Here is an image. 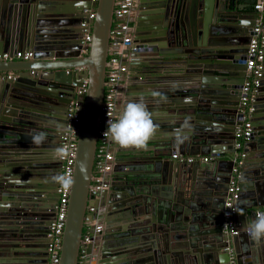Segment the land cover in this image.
<instances>
[{
    "label": "water",
    "instance_id": "obj_1",
    "mask_svg": "<svg viewBox=\"0 0 264 264\" xmlns=\"http://www.w3.org/2000/svg\"><path fill=\"white\" fill-rule=\"evenodd\" d=\"M238 1L135 0L125 58L135 78L124 89L123 107L143 97L157 131L141 150L115 144L113 178L128 180H113L95 201L96 207L107 193L115 196L97 248L81 241L91 219L88 192L116 0H0V54L10 55L0 61V264L43 261L58 198L50 162L72 101L80 121L59 264H78L83 248L89 264L95 250L115 264H264V240L254 242L246 229L236 236L223 230L247 46L256 25L264 31V0L253 12L251 2ZM82 22L91 26L89 43ZM17 52L32 58L15 60ZM250 108L236 205L248 224L264 212V59ZM39 132L47 138L37 145L32 136ZM175 152L210 160L169 159Z\"/></svg>",
    "mask_w": 264,
    "mask_h": 264
},
{
    "label": "built area",
    "instance_id": "obj_2",
    "mask_svg": "<svg viewBox=\"0 0 264 264\" xmlns=\"http://www.w3.org/2000/svg\"><path fill=\"white\" fill-rule=\"evenodd\" d=\"M135 7V0H116L113 10V22L110 30L109 39V56L106 67L105 78V93L101 114L100 129L98 131V141L94 159V172L91 181V186L88 192V199L92 202L87 208V213L93 217L87 222L85 226V233L81 245L86 247L95 241L103 230V226L97 224L96 218L97 207L94 206L95 201L99 195L109 188L107 177L110 176L115 164L114 152L112 149L111 138L104 136L107 131L108 121H114L119 117L117 112L118 98L122 93L121 78L127 74L128 67L125 61L127 58L126 52L130 50L132 41V26L130 23L131 14ZM255 10L262 9L261 3L254 6ZM95 17L93 10L89 11L88 19L92 20ZM81 27L84 29L83 43L91 41V26L88 22H82ZM254 35L252 36L247 46V61L246 73L247 77L241 89L240 97V113L242 121L235 128V156L234 166L232 169V176L230 179L227 195L224 202V222L223 227L230 231L232 235L238 232L235 228L231 218L237 214V201L240 195V167L243 164L245 153L243 152V145L249 140L252 134V125L248 121L250 117V102L253 100L255 89L259 85L260 78L263 73V59H264V31L261 25H256L254 28ZM32 58V53L17 52L15 59L28 61ZM128 59V58H127ZM10 60L9 53L0 54V61ZM85 92V85L79 89L77 94L83 95ZM80 108L77 106L76 101H72L69 105L67 117L69 119L67 128L61 137L60 147L66 146L69 149L70 155L64 159H59L60 174L68 175L73 180L74 166L76 160V141L79 131L80 121ZM171 159L177 160L182 163L192 164L196 161L208 163L210 157L207 156H182L180 154H172ZM70 190H63L56 184L55 193L57 194L56 202V217L51 223L49 228L47 254L48 264H59L60 262V249L62 244V235L65 226L67 215V207L70 196ZM86 249L80 250L79 263L87 264L86 262Z\"/></svg>",
    "mask_w": 264,
    "mask_h": 264
},
{
    "label": "clouds",
    "instance_id": "obj_3",
    "mask_svg": "<svg viewBox=\"0 0 264 264\" xmlns=\"http://www.w3.org/2000/svg\"><path fill=\"white\" fill-rule=\"evenodd\" d=\"M156 131L157 125L154 123L153 114L148 110L143 97H141L138 101L128 102L121 115L116 120L108 121L107 131H105L104 136L110 137L112 142L120 148H135L141 150L147 147L148 142ZM46 138L47 134L44 132L35 133L32 136V142L39 145L42 144ZM177 142H182L179 137H177ZM69 155L70 152L66 146L57 147L54 150V156L56 158L64 159ZM51 180L65 191L69 190L73 184L72 178L65 174L55 175L51 177ZM91 219H93L92 216ZM85 231L84 228L83 236ZM246 231L250 239L254 242L260 243L264 240V212L256 214V218L252 220L251 223L247 224Z\"/></svg>",
    "mask_w": 264,
    "mask_h": 264
},
{
    "label": "crops",
    "instance_id": "obj_4",
    "mask_svg": "<svg viewBox=\"0 0 264 264\" xmlns=\"http://www.w3.org/2000/svg\"><path fill=\"white\" fill-rule=\"evenodd\" d=\"M247 3V1H243V0H240V1H238V4L239 5H243V4H246ZM257 3H261L260 2V0H255V2H253V3H251L252 5H253V9H248V11L249 12H253V11H256L255 10V8H254V6L257 4ZM131 20H132V18H131ZM132 38H133V35H132ZM82 53H84V52H82ZM15 60H18V59H15ZM22 61H25V60H22ZM29 61V60H28ZM2 62H4V61H2ZM6 62V61H5ZM128 67V66H127ZM136 69H138L137 68V66L134 68V70H136ZM137 72V71H136ZM138 73V72H137ZM132 74V77H133V75H135V71H130V68L128 67V72H127V74H125L122 78H121V84H122V87H123V89H122V93H121V95L119 96V98H118V102H117V112H118V114H119V116L121 115V113H122V111H123V109H124V103L126 102V100H127V97L125 96V92H124V89H125V87L127 86V85H129V84H131L132 82H130L129 81V79L131 78V75ZM135 77H133V79H134ZM77 92H78V89H76L75 90V93L77 94ZM164 134H162V133H158V134H156L155 135V137H160V136H163ZM111 143H112V149H113V152L115 153L116 152V147H115V143L113 144V142H112V140H111ZM147 145H150L149 143L147 144ZM176 154H178L177 152H175ZM174 153V154H175ZM207 157H210V156H207ZM54 159H57V158H54ZM169 159H171V155H170V158ZM124 168V167H123ZM128 171V170H127ZM120 173L122 174V173H124V172H122V171H120ZM113 180H115V182H121V181H126V180H128L127 178H125L124 180H123V178H122V176H118V177H116V179H114L113 178V171L111 172V174H110V176H108L107 177V181L109 182V187L111 186L110 184L113 182ZM130 180H132V179H130ZM109 189V188H108ZM108 189H107V191H108ZM106 191V190H105ZM54 192V191H53ZM104 192V191H103ZM113 194H115V193H113ZM118 194H121V193H118ZM123 194H125L126 195V197H129V195L126 193V192H124ZM113 198H115V196H110L108 193L104 196V198L102 199V201H101V203H102V205H99V204H97V213H95V215H97V218H96V222H97V224H100V225H102L103 226V228H104V226H105V221H106V214H107V212L109 211V203L108 202H111V200L113 201ZM132 199V198H131ZM121 200L122 199H120L118 196H117V202L118 203H120L121 202ZM98 201V199L96 200V202ZM96 202H95V204H96ZM245 202H248L249 203V200H247V199H245V200H243V201H241V203H245ZM258 209V211H261V209L260 208H257ZM246 219V218H245ZM245 219H243L242 218V216L241 215H238V213L236 214V215H234L232 218H231V221H233V223H234V225H235V228H236V230H237V232L239 233V231L240 232H244V230L246 229V226H247V219L245 220ZM114 222H116V221H113V223ZM224 228V227H223ZM224 230V232L225 233H227V234H229L230 233V231L229 230H227V229H223ZM238 233L236 234V235H238ZM103 235H104V232L102 231L101 233H100V235L98 236V237H96V239H95V241H93V243H95L98 247L97 248H99L100 246H101V244H103V242L104 241H102V237H103ZM172 238V237H171ZM207 242V241H206ZM207 244H208V242H207ZM209 245V244H208ZM207 245V246H208ZM209 246H211V244L209 245ZM209 246L207 247V248H209ZM93 256L94 257H96V258H93V259H91L90 260V264H97V263H99V261H102V260H104V261H102L101 263H106V264H115V262H114V260H112L113 259V257H111V258H104V259H102V258H100V253H99V251L98 250H95V251H93ZM87 264H89V262H86Z\"/></svg>",
    "mask_w": 264,
    "mask_h": 264
},
{
    "label": "flooded vegetation",
    "instance_id": "obj_5",
    "mask_svg": "<svg viewBox=\"0 0 264 264\" xmlns=\"http://www.w3.org/2000/svg\"><path fill=\"white\" fill-rule=\"evenodd\" d=\"M50 164H52L51 168H50L51 177L60 174V162L58 161V158L57 159H53V161H51ZM50 180H51V178H50ZM55 188H56V183L53 182V184L51 185V189H52L51 192L54 191L53 193H55ZM45 259H46L45 264H48L49 260H48L47 249H46V254L45 255L43 254V255L40 256V260L44 261ZM43 261H42L41 264H44Z\"/></svg>",
    "mask_w": 264,
    "mask_h": 264
},
{
    "label": "trees",
    "instance_id": "obj_6",
    "mask_svg": "<svg viewBox=\"0 0 264 264\" xmlns=\"http://www.w3.org/2000/svg\"><path fill=\"white\" fill-rule=\"evenodd\" d=\"M248 2H251V3H253V2H255V0H248Z\"/></svg>",
    "mask_w": 264,
    "mask_h": 264
}]
</instances>
